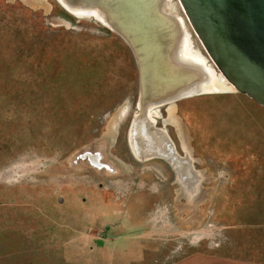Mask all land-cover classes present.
<instances>
[{"label": "rangeland", "instance_id": "obj_1", "mask_svg": "<svg viewBox=\"0 0 264 264\" xmlns=\"http://www.w3.org/2000/svg\"><path fill=\"white\" fill-rule=\"evenodd\" d=\"M0 82V264H164L264 249V107L249 97L226 90L155 109L191 163L182 181L166 160L132 155L137 66L93 17L57 0H0Z\"/></svg>", "mask_w": 264, "mask_h": 264}, {"label": "water", "instance_id": "obj_2", "mask_svg": "<svg viewBox=\"0 0 264 264\" xmlns=\"http://www.w3.org/2000/svg\"><path fill=\"white\" fill-rule=\"evenodd\" d=\"M83 1L70 0L74 4ZM88 1L84 6L92 8L100 4L105 8L106 15L113 17L115 26L93 14L79 16L58 3L76 17H93L102 23L123 40L133 55L138 70V96L136 113L127 134L132 155L136 158L134 149L145 160L164 159L179 179L188 180L187 177L194 174L189 158L177 154L167 132L156 127L155 119L152 121L149 116V107L155 111L183 98L221 92L204 91L200 85H194L199 82L197 78L179 74L185 72L178 60L174 63L176 65L172 64L174 68L167 64L169 56L170 63L174 61L179 48L178 38L172 43L174 34L171 33L177 28L180 35V27L187 32L184 21L177 22L173 17V14H178L172 10L171 0L167 3L165 0H153L151 4L146 0ZM177 1L224 79L234 90L264 107V0ZM154 94H164L166 100L157 101L156 96H152ZM155 101L158 106L151 104ZM157 129H162L166 138ZM180 164L184 167H179Z\"/></svg>", "mask_w": 264, "mask_h": 264}, {"label": "bare ground", "instance_id": "obj_3", "mask_svg": "<svg viewBox=\"0 0 264 264\" xmlns=\"http://www.w3.org/2000/svg\"><path fill=\"white\" fill-rule=\"evenodd\" d=\"M60 3H62L67 9H69L71 12L78 14L79 16H89L93 14L95 17H98L99 19L105 21L107 24L111 26H115L114 24V19L110 15H106L105 8H103L100 4H96L94 7L89 8L87 6H84L86 2H89L88 0H84L82 3H76L74 4L73 2H70V0H58ZM147 2L150 1V4L152 3L153 0H146ZM166 3L168 0H165ZM168 6V4H167ZM173 17L177 22H183V19L176 14H173ZM184 23V22H183ZM180 27V25H179ZM183 27H180L181 34H177L178 30L175 28L174 33L172 32L171 34L173 35V41L172 43H175L176 38H178V49L176 52V56L173 57L174 61L170 63L169 58H167V64L169 67H172V64L175 63L176 60L182 64L183 72L185 73H179V74H186V76H190L192 79L199 80V82L195 83L194 85H200V89L202 88L204 91H210V92H216V91H230L234 90L233 87L224 79V77L217 73L213 68H211L207 64V60L205 57H203L199 51L195 50L192 47V44L190 43L188 39V34L186 31L182 30ZM176 65V64H174ZM198 88V86H196ZM152 96H156L157 101L158 100H166V97L164 94H154ZM151 103L152 105H157L156 102ZM163 103H160L159 105H162ZM157 108V107H156ZM151 108L149 107V116L151 120L153 121L154 115L156 114L155 111L150 110ZM162 135L166 138V136L163 134L164 131L162 129H157ZM132 147H134L133 143H131ZM134 151V154L136 155L137 159L145 160L146 158H140L141 156H138V152ZM179 167H184L181 164ZM185 190V189H184Z\"/></svg>", "mask_w": 264, "mask_h": 264}, {"label": "crops", "instance_id": "obj_4", "mask_svg": "<svg viewBox=\"0 0 264 264\" xmlns=\"http://www.w3.org/2000/svg\"><path fill=\"white\" fill-rule=\"evenodd\" d=\"M251 243V241H250ZM263 245L260 240L254 244ZM253 244V245H254ZM252 246V245H251ZM247 247H250L248 245ZM242 255H234L223 252H190L179 258H175L164 264H264V249L251 251L249 248Z\"/></svg>", "mask_w": 264, "mask_h": 264}, {"label": "trees", "instance_id": "obj_5", "mask_svg": "<svg viewBox=\"0 0 264 264\" xmlns=\"http://www.w3.org/2000/svg\"><path fill=\"white\" fill-rule=\"evenodd\" d=\"M46 63V62H45ZM49 64L50 65H53L54 66V68H57L58 67V63L56 62V61H52V60H49ZM54 68H53V70H54ZM84 67H82V69H83ZM52 70V69H51ZM80 72H81V70H80ZM54 73H55V71H54ZM0 84H5V83H2V82H0ZM5 85H8V84H5Z\"/></svg>", "mask_w": 264, "mask_h": 264}]
</instances>
